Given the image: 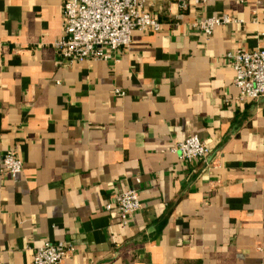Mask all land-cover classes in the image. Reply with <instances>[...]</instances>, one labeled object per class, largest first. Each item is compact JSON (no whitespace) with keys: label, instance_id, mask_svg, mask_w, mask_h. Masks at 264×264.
Instances as JSON below:
<instances>
[{"label":"crops","instance_id":"0c3cea01","mask_svg":"<svg viewBox=\"0 0 264 264\" xmlns=\"http://www.w3.org/2000/svg\"><path fill=\"white\" fill-rule=\"evenodd\" d=\"M63 2L0 0V264L46 241L71 246L60 264H264V96L236 105L227 59L264 48V0H148L160 30L73 63L53 48ZM193 135L211 153L180 161ZM131 188L120 222L105 205Z\"/></svg>","mask_w":264,"mask_h":264},{"label":"built area","instance_id":"2783aa9c","mask_svg":"<svg viewBox=\"0 0 264 264\" xmlns=\"http://www.w3.org/2000/svg\"><path fill=\"white\" fill-rule=\"evenodd\" d=\"M148 0H64L62 5L63 35L53 44L60 63L84 60L116 59L118 50L129 45L134 30L158 31L162 23L147 10ZM227 15L208 17L194 23L205 34L213 27L228 24ZM235 75L233 84L237 89L236 105L246 100L264 96V48L227 53ZM118 93V91H117ZM122 94V92H119ZM170 152L177 153L180 161L194 163L204 160L211 148L208 140L197 135L172 145ZM22 171V160L14 150L5 152L1 160V172L15 177ZM141 208L137 190L131 188L112 195L105 205L107 211L117 212L120 222ZM70 245L63 241H46L33 252L30 264H60L68 255Z\"/></svg>","mask_w":264,"mask_h":264}]
</instances>
